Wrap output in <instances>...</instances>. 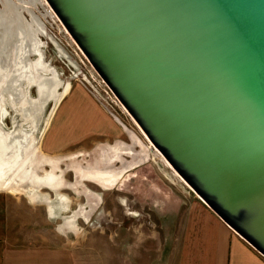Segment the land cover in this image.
Returning a JSON list of instances; mask_svg holds the SVG:
<instances>
[{
    "label": "water",
    "instance_id": "obj_1",
    "mask_svg": "<svg viewBox=\"0 0 264 264\" xmlns=\"http://www.w3.org/2000/svg\"><path fill=\"white\" fill-rule=\"evenodd\" d=\"M43 1L137 135L264 258V0Z\"/></svg>",
    "mask_w": 264,
    "mask_h": 264
},
{
    "label": "rangeland",
    "instance_id": "obj_2",
    "mask_svg": "<svg viewBox=\"0 0 264 264\" xmlns=\"http://www.w3.org/2000/svg\"><path fill=\"white\" fill-rule=\"evenodd\" d=\"M13 1L17 3V0ZM34 3L36 5L33 7V11L25 7L22 8L18 4L14 6L5 4L7 8L5 19L13 26L9 49L6 50L7 53L9 51L10 57L5 64L9 65V68H13L10 58L16 42V31L18 26L21 25L20 21L25 28L31 26V22H23L18 15L21 12L20 8L27 9L31 18L26 11H23L22 16L26 20L32 19V16H38L45 25L47 31L43 36L40 35L39 39L44 44L42 50L44 51L45 61L54 70L57 78L63 85L70 83L74 92L80 91L84 99H92L116 121L119 128L124 132L120 138L91 137L84 141L79 139L65 146L64 149L63 147L58 149L55 152L56 154H51L57 155L51 157L69 154L80 155L70 162H61L56 171L64 173L66 180L73 185L77 184L74 175L77 178L82 177L86 181L82 182V180L76 178L77 181L82 182L83 189L94 194V197L91 199L90 197L77 196L74 189H62L61 193L66 194L70 199L71 207L69 211H61L60 215L69 217L83 206L90 214V220L85 223L80 219L78 225L82 230L79 234L69 231L66 234L58 231V227L63 223L61 218L49 221L45 232L49 233L51 237L56 234L55 243L69 244L77 253L80 252V247L83 249L88 243L89 255L96 253L110 254L117 251L115 248L118 240L120 241L121 251L122 249L125 250L124 247H127L128 242L133 244V241H135L137 248L142 251L146 247V238L159 237L148 217L150 213L146 211L150 207L151 188L161 186L169 189L174 186H182L187 189V187L174 174L172 168L154 151V147L148 145L143 136L137 135V128L132 124L127 112L117 106L112 94L100 83V76L75 50L58 20L47 13L49 8L44 1L43 4L36 2V0ZM25 4L33 5L30 2ZM2 7L0 0V8ZM28 58L30 63L36 61L37 58L33 49L29 51ZM48 77H51V75H48ZM22 82L21 90L23 91L20 94L21 97L16 100L8 93L1 96L8 87L9 79L6 81V87H4L5 80L0 79V109L6 112L5 118L0 115V123L6 131H15L16 129L17 134L30 133L33 148L25 159L28 160L37 153L38 160L35 163L37 166H41L43 155L39 152L38 143H40L43 151L42 143L46 142L49 135L57 130L56 125L61 111L74 92L65 101L60 102L54 113L55 105L50 100L40 110L35 113L33 111L29 116H25L24 110L30 107L31 99L35 100L38 97L35 87L27 89L28 83L36 85L37 79L33 76ZM61 87L60 91L63 90V86ZM63 124L66 128L68 127V121ZM61 131H64V127ZM117 140L127 145L122 143L115 145ZM107 143H110V145H104ZM114 149L121 150V154L116 160L111 159L109 156ZM137 156H147L150 159L134 167V163L127 166L128 162H131V158L134 159ZM45 169L50 170L51 168L46 167ZM62 186V178L59 177L57 189L60 190ZM42 191L55 197L46 188H43ZM96 194H100L102 197H97ZM20 197L26 200L25 197ZM95 207L97 209L92 213L91 210ZM134 211H138V213H134Z\"/></svg>",
    "mask_w": 264,
    "mask_h": 264
},
{
    "label": "crops",
    "instance_id": "obj_3",
    "mask_svg": "<svg viewBox=\"0 0 264 264\" xmlns=\"http://www.w3.org/2000/svg\"><path fill=\"white\" fill-rule=\"evenodd\" d=\"M73 92L71 85L63 101ZM67 121L66 128L63 123ZM63 127L64 131H61ZM56 128L46 142L42 143L43 152L50 156H57L51 154H56L58 149H64L79 139H112L124 134L112 117L92 99H84L78 90L63 107ZM117 143L122 142L117 140L115 145ZM135 153L137 154L136 151ZM131 159L127 166L134 163V167L150 158L137 156ZM58 173L63 182L58 193L66 196L61 193L62 189H74L77 196L88 197V191L81 184L86 180L74 175L77 184L73 185L66 180L64 173ZM76 178L82 182L79 183ZM46 189L55 196L43 192L55 203L56 216H51L45 204L33 203L24 194L0 190V264H264V258L259 252L236 236L225 224L219 223L217 214L204 207L199 198L182 186L151 188L150 207L146 211L150 213L148 217L159 237L146 238V247L142 251L137 248L135 241L133 244L128 242L125 250L121 251L118 240L115 248L117 251L110 254L89 255L88 243L83 249L80 247V252L77 253L69 244L55 243L56 234L51 237L45 232L49 221L61 218L64 222L63 219L67 216L62 217L60 212L69 211L71 207L67 196L69 209L64 208L65 203L57 199L55 192L50 188ZM80 209L85 213L87 211L82 207ZM95 209L97 208L91 212ZM86 214H89L88 211ZM80 219L88 223L90 214L88 222L84 218H78L77 226ZM60 226L58 231L68 232L61 230ZM81 230L80 228L78 232L72 233L79 234Z\"/></svg>",
    "mask_w": 264,
    "mask_h": 264
},
{
    "label": "bare ground",
    "instance_id": "obj_4",
    "mask_svg": "<svg viewBox=\"0 0 264 264\" xmlns=\"http://www.w3.org/2000/svg\"><path fill=\"white\" fill-rule=\"evenodd\" d=\"M1 1L3 7L0 9V79L5 80L4 87H6V81L9 79L8 87L1 96L8 93L17 100L18 97H21L20 94L23 91L21 90V82L34 76L37 79L36 85H30V83H28L29 86L27 89L35 87L38 97L35 100L31 99V105L24 110V115L29 116L33 111L35 113L43 108L50 100L54 102L55 105L53 110L54 113L55 109L69 92L71 84L67 83L63 85L51 66L46 63L44 51L42 50L44 44L39 39L41 34L39 24L41 23H38V18L35 16H32L30 27H23L20 21L21 25L18 26L16 31V42L10 58L13 68L11 69L9 65L5 64L10 57L9 51L7 53L6 50L7 48L9 49L13 26L5 19L7 8L5 2H3V0ZM6 1L8 2V0ZM34 1L35 0H31L30 3L34 5ZM32 49L37 58L34 63L28 61L29 58H31H28L29 51ZM1 67L5 69L3 70ZM37 72H39V74H37ZM47 74L51 75V77H48ZM61 86H63L62 91H60L62 88ZM0 115L2 118H5L6 112L0 109ZM49 122L50 120L48 121V125ZM17 132L16 129L15 131H6L2 128L0 123V190L24 194L33 203L45 204L52 214L51 216H56L55 203L48 194L41 191L42 188H50L56 193L57 199L65 203L64 208L69 209L70 199L68 200L66 196L58 193L59 173L56 171V168L61 162H70L80 155L69 154L51 157L43 153L40 143H38L39 152L43 155V160L41 166H37L35 163V161L38 160L37 153L28 160L25 159L33 148L30 133L27 134L23 132L24 134H17ZM120 154V149H114L110 152L109 156L111 159L116 160L119 158ZM46 167L51 168V170H46ZM5 183L7 184L5 185ZM86 194H88L87 196L91 199L94 197V194L91 192H86ZM95 196L102 197L100 194H96ZM86 213L83 209H80V211L75 212L73 216L64 218V222L60 226V229L78 232L80 227L76 225V220L78 218H84V220L88 222L89 214Z\"/></svg>",
    "mask_w": 264,
    "mask_h": 264
},
{
    "label": "flooded vegetation",
    "instance_id": "obj_5",
    "mask_svg": "<svg viewBox=\"0 0 264 264\" xmlns=\"http://www.w3.org/2000/svg\"><path fill=\"white\" fill-rule=\"evenodd\" d=\"M3 2H6L5 4H9V5H11V6H14L15 4H18L19 6H21L22 8L23 7H25V8H28V9H31L32 11H33V7L36 5V4H34V5H26L25 3L26 2H30V0H17V3L15 2V1H13V0H8V2L6 1V0H3ZM22 2H24V3H22ZM36 2H39L40 4H43V1L42 0H36ZM20 13H18V15H19V17L22 19V21L23 22H30L32 19H30V20H26L23 16H22V13H23V11H26L28 14H29V12L27 11V9H21L20 8ZM47 13L48 14H50V15H52L51 14V12L48 10L47 11ZM33 14L35 15V13L33 12ZM30 15V14H29ZM37 18H38V23H41V24H39L40 25V30H41V34L40 35H42L43 36V34L44 33H46V28H45V25L41 22V19L38 17V16H36ZM30 18H31V15H30ZM3 70L5 69V68H3V67H1Z\"/></svg>",
    "mask_w": 264,
    "mask_h": 264
}]
</instances>
